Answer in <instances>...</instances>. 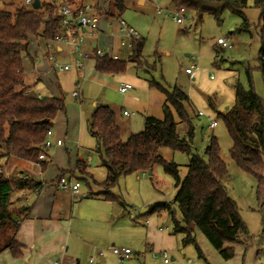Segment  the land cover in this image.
Masks as SVG:
<instances>
[{"label": "rangeland", "instance_id": "1", "mask_svg": "<svg viewBox=\"0 0 264 264\" xmlns=\"http://www.w3.org/2000/svg\"><path fill=\"white\" fill-rule=\"evenodd\" d=\"M87 1L106 7L105 0ZM124 3L125 10L120 17L140 33L141 37L137 42L144 40L141 60L145 62L144 64H148L144 69L137 68L134 63L128 62L124 73L109 74L105 82L92 78L91 74H94V69L92 72H86L84 69L85 78L83 81L80 79L84 92V99L81 102L72 96V91L76 86L74 80L77 77V72L75 69L66 72L55 70L53 69L55 58L52 60L48 56L45 58L46 60H37L39 62L37 69L46 72L48 80L47 83H39V89L45 94H59L65 99L69 113H71L72 134L67 137L66 144L75 145L78 143L80 145L78 157L84 159H88V155L91 157L89 165L92 177L87 175L83 178L84 176L80 177L81 175L77 172L75 176L81 182L80 193L72 199L71 205L74 206L77 213L80 209L82 215L90 216L91 212L96 215V211L100 209L96 201L83 200L82 203L79 202L81 198H86L90 187L94 190L98 189L100 185L96 181L101 182L107 176L105 167L101 165L100 156L95 151L97 149L96 142L87 130L88 121H82L80 118V109L83 111L82 115L87 117L89 111L94 108V102L100 105H115L127 109L131 113L129 121L135 123L136 126L139 124V127H143L140 114L134 107L126 103L127 96L135 92L142 100L150 99V96L140 86H135L136 90L132 88L126 93H121L117 87L119 76L154 79L169 91L174 86H178L188 94L191 102L187 106V110L194 126L191 141V148L194 152L206 159L205 148L209 139L212 136L217 138L220 156L228 169V177L224 184L228 194L238 204L241 217L252 236V243L247 250L244 249V245L236 244L235 256L230 260H224L205 235L196 229L195 239L202 255L199 256L191 244L182 246V235L177 234L181 254L169 253V258L173 256L175 260L170 259L167 263L159 256L154 257L152 246L146 244L145 219L153 215L148 214L152 206L158 203H170L175 194L172 177L161 164H157L153 167L151 174L147 171H140L119 178L118 184L112 188V192L123 200L124 206L118 203L119 211L110 221H102L100 216L98 219L92 217L83 222L79 221L80 228L83 229L86 239L91 244L85 249L80 264H91L88 263L91 256L96 260L92 264H178V260L183 261V264H188L190 263H187L189 258L191 264H264V229L262 226L264 218V158L260 183L252 173L240 168L231 158L230 148L233 143L224 121L218 118L217 125L211 127L209 118V115L215 116L217 110L224 111L226 106L230 107L234 104L235 86L238 82L245 89L249 88L247 70L251 73L254 91L264 100V75L258 69L260 10L254 6L253 0H248V6L244 9V13L251 23V32L245 33L239 30L243 21L241 16L229 10L223 12L221 22H217L211 14H204L200 21L197 15L187 11L183 24H178L173 18L176 8L171 0H124ZM155 5L162 9L161 13H157ZM218 37L227 39L232 46H218L219 44L216 43ZM104 39L103 36L99 37V43L102 44ZM38 43L41 42L33 38L28 46V51L35 58L36 55L38 57L40 55L41 47ZM117 51L120 53V50ZM192 57H195L196 60L193 61ZM56 60L61 64L70 62V59L65 56H58ZM91 60L89 59L88 62ZM192 64H197L198 69L189 76L185 69ZM146 69L148 72H145ZM155 90L162 92L158 88ZM209 99L215 103V108L211 106ZM193 109L202 110L205 114L196 115ZM76 119L82 121L81 134L79 133L81 129L77 130ZM175 119L179 121L176 114ZM177 128L181 137L186 135L187 123L179 122ZM88 148H91L92 151L88 152ZM55 149L56 147L53 146L47 153L52 154ZM4 152V150L0 152V173L11 179L18 178L19 173L16 170L10 171L5 166L8 164L7 159L17 157L5 155ZM160 155L168 161L177 163L180 176H185L187 164L190 161L189 155L181 151H173L169 147L161 148ZM78 167L80 172L81 169L82 171L85 169L82 163ZM63 175L65 174L60 176ZM11 199L10 206L14 215L20 210L16 207V202H21L23 199L17 190L11 193ZM173 208L176 218L181 220L178 206H173ZM157 220V231L172 233L173 221L169 213L164 212ZM91 221L93 223L100 222V227L96 228L94 224L90 223ZM153 221L151 219V223ZM14 224V221H8L0 227V249L11 242L15 229ZM85 232L87 233L85 234ZM92 245L95 248H91ZM111 246L129 247L133 253L131 257L120 260L111 252ZM99 250L104 252L101 257L98 256ZM139 257H143V262ZM20 258L23 259V257ZM9 260H12L11 251L8 250L0 255V264H7L10 262Z\"/></svg>", "mask_w": 264, "mask_h": 264}, {"label": "trees", "instance_id": "2", "mask_svg": "<svg viewBox=\"0 0 264 264\" xmlns=\"http://www.w3.org/2000/svg\"><path fill=\"white\" fill-rule=\"evenodd\" d=\"M171 3L175 7H185L200 21L204 14H211L217 22H221L223 12L229 10L241 16L243 21L239 30L251 32V23L244 13L248 0H171ZM105 4L106 7L101 8L108 17L121 16L125 10L124 0H105ZM253 4L260 10L258 69L264 75V0H253ZM58 31V18L51 6L32 9L24 7L22 0H0V152L4 150L5 155L41 161L39 154L43 151L47 131L54 125L57 114L65 110L63 97L37 98L24 92L23 55L28 50L30 38L42 37L51 42ZM143 45L144 40L136 42L133 54L127 59L97 56L95 69L106 74H120L126 71L128 62L144 69L148 64L141 60ZM247 76L249 88L245 89L238 82L234 104L218 112L217 119L224 121L232 139L230 155L233 161L261 183L264 100L254 91L249 70ZM150 84L166 96L164 116L162 119L147 116L144 129L132 134L126 141L121 139L115 114L108 106H98L91 115L90 132L97 140L101 165L107 171L101 184L105 188L102 196L124 206L123 200L111 191L119 178L140 171L149 173L155 165L161 164L173 179L175 194L170 203L155 204L148 214L161 216L164 212L169 213L173 221L172 233L181 234L182 246L193 245L199 256L202 252L195 239L196 229L205 235L224 260H230L235 256V245L242 244L247 250L252 236L241 217L238 204L225 187L228 169L220 156L218 140L215 136L209 139L205 148L206 159L194 152L191 148L194 126L187 110L190 105L188 94L178 86L169 91L151 80ZM175 114L179 121L175 119ZM43 119L48 120L40 123ZM179 122L188 125L183 137L177 131ZM163 147L189 155L185 176H180L177 163L160 155ZM40 185L36 179H11L0 173V227L8 221L13 222V213L9 209L11 193ZM173 206H178L181 220L176 218ZM262 226L264 229V218ZM4 248H10L14 254L21 253V244L17 240Z\"/></svg>", "mask_w": 264, "mask_h": 264}, {"label": "crops", "instance_id": "3", "mask_svg": "<svg viewBox=\"0 0 264 264\" xmlns=\"http://www.w3.org/2000/svg\"><path fill=\"white\" fill-rule=\"evenodd\" d=\"M104 18H108V16L105 15ZM104 24L105 22L102 21L101 25L104 26ZM33 38H36V40L41 42L38 43L41 47L40 55L39 57L38 55H36L35 58V56H33L28 50L23 55V76L25 81L24 88L30 90L29 95L31 96L38 97L39 95L41 98L60 97L57 93H42V91L38 87L39 83H47L48 81L46 72H42L37 69V65L39 63L38 61L46 60L45 58L48 56L46 51L47 42L42 37L32 36L30 38L29 44L32 42ZM105 43L106 39H104V42L102 44ZM53 55L55 59L58 56H65L68 57L70 61L72 60L71 54L66 47L60 48L58 46L57 49L53 52ZM122 58L127 59L128 56L121 55V59ZM91 59V61L86 62L84 71L92 72L94 69V74H91L92 78H96L98 81L105 82V79L108 78L109 74L97 71L95 69L96 58ZM75 72H77V77H75L74 81L75 84H77L80 79L83 81L86 72H83V70L81 72ZM145 72H148L147 69L145 70ZM151 81L155 82L154 79H152ZM124 82L131 83L133 85V89H135V86H140L141 88L145 89L150 96V99L146 100H142L136 92L134 94L131 93L127 96L126 103L134 107L136 112L140 114L139 117L142 118L143 127H139V124L138 126H136L135 123L129 121L131 113L127 109H122L120 107H116L115 105L110 106L102 104L103 106H108L114 112L116 123L120 127L121 139L123 141H126L132 134L139 133L140 130L142 131L144 129L145 119L147 116H153L158 119L163 118V105L166 96L164 93H160L155 90L157 87L150 84V79L132 76H119V84L117 86L118 89L120 84ZM81 87H83V85ZM83 99L84 92L82 90L81 102L83 101ZM209 100L211 101H209L211 106L215 108V103L212 101V99ZM93 104L94 108L89 111L87 117L82 115L83 111L80 109V118L82 121H88L87 130H89L90 135L95 140L96 145H98L96 138L90 132V118L95 109L98 106L102 105L98 104L97 102H94ZM65 105V110L57 114L54 120V125L51 128L53 132L52 138L63 139V145L55 146L56 149L54 150V152H52V154L46 153V159L38 162L25 161L24 159L18 161L17 158H9L6 160L8 164L5 166L6 168H9L8 170H16L19 173V177L25 179H36L41 183L39 187L34 189H17L23 200L21 202H16V207L20 208V210L13 215V221L15 222L14 225L16 226V228L13 231L11 241L17 240L21 244V253L14 254L10 250V248L0 249V255L8 250L12 252V260H9L10 262L7 264H74L75 262H80L85 249H87V247H89V245L91 244H89L88 240L86 239L83 229L80 228L79 221L83 222L86 221L87 218L92 217H96L98 219L99 216L102 221H110L111 218L119 211L117 202L107 200L102 196L105 188L101 184L106 177L102 179L101 182L96 181V183H99L100 185L98 189L94 190L90 187V190L87 192L86 198H81V201L79 202L82 203L83 200L96 201L98 203V208H100L99 211H96V215L93 212H91L92 215L90 216L82 215L80 209H78L79 212L77 213L74 209V206L71 205V201L73 199L71 194L68 191L60 188V186L58 185L57 181L60 175L67 174L69 172H74V175H77V172H79V174L81 175L80 177L84 176L83 178H85V176L87 175L92 177L89 165V158H91L90 155H88V159L80 158L78 157V150L80 149V145L78 143L75 145L66 144L67 137L72 134V118L70 116L71 113H69L67 103H65ZM228 107L229 105L226 106V109ZM124 111H127L128 114L125 115ZM199 111L202 110L196 111L195 109H193V112L196 115H198ZM202 112L205 114L204 111ZM218 112L219 111L217 110L215 116H209L217 120ZM75 121L78 124L77 130H79V128L81 129L79 132L81 134L83 130V126L81 123L82 121L80 122V119H76ZM96 148H98V146ZM87 150L88 152L92 151L91 148H88ZM95 151L97 154H99L97 149ZM79 162H81L85 166V169H83V171L81 169V172L79 171L80 169L78 167ZM149 173H152V171H150ZM78 180L80 181V179ZM10 210H12L11 206ZM158 218L159 216L157 214H153L145 219V226H147L146 244L151 245L153 250H166L171 254H181V246L179 244L177 234L157 231L156 225L158 224ZM151 219L154 220L153 223H151ZM99 221L101 220L99 219ZM90 223L94 224L96 228L100 227V222L93 223V221H91ZM86 233L87 232H85V234ZM91 248H95V246L92 245ZM20 257H23V259ZM170 259L175 260V257L171 256ZM178 264H183V261L178 260ZM188 264H191V262Z\"/></svg>", "mask_w": 264, "mask_h": 264}, {"label": "built area", "instance_id": "4", "mask_svg": "<svg viewBox=\"0 0 264 264\" xmlns=\"http://www.w3.org/2000/svg\"><path fill=\"white\" fill-rule=\"evenodd\" d=\"M35 0H22V4L26 8H33ZM40 7L51 6L58 18L59 31L51 42H47L46 51L50 59H54L53 52L59 46L60 48L66 47L71 54L72 60L68 63L61 64L56 59L53 64V69L59 71H69L75 69L76 71L84 70L86 62L91 58L97 56L108 55L113 60L121 59V54L128 57L133 54L136 47L137 40L140 39V33L130 24H128L120 16L104 18L105 14L103 9L97 3L87 0H39ZM39 7V8H40ZM157 13L161 12V8L155 5ZM187 9L185 7H177L175 10L174 20L178 24H183L186 16ZM102 21L105 22L104 26L101 25ZM106 39L105 44L99 43V37ZM216 43L222 47H231L227 39L218 37ZM107 49L109 50L107 52ZM120 50V53L117 50ZM193 61L196 60L192 57ZM198 69L196 64H192L185 69L186 73L193 75ZM81 81L77 82L76 88L72 91V96L76 100L82 98ZM133 85L128 82L121 83L119 91L122 93L127 92ZM26 95H29L30 90H24ZM37 98H41L39 95ZM127 115L128 112L124 111ZM198 115H204L202 111ZM210 126L215 127L217 120L211 116ZM52 129L47 131L45 140L42 144L43 151L39 154V159H46V153L53 146L63 145V139L52 138ZM90 159V158H89ZM58 185L63 190L68 191L72 198H75L80 193L81 182L76 178L74 172H69L60 176ZM111 252L116 255L120 260L131 257L132 250L129 247L111 246ZM103 250L98 251V256H103ZM154 257H161L165 263L170 261L169 252L166 250L158 251L152 250ZM89 263H94L95 258L90 257ZM191 262V259L188 260ZM74 264H80L75 262Z\"/></svg>", "mask_w": 264, "mask_h": 264}, {"label": "water", "instance_id": "5", "mask_svg": "<svg viewBox=\"0 0 264 264\" xmlns=\"http://www.w3.org/2000/svg\"><path fill=\"white\" fill-rule=\"evenodd\" d=\"M39 7H40L39 0H35L33 3V8L38 9ZM107 52H108V50H107ZM47 120L48 119H43V120H40L39 122L43 123V122H46ZM140 260L143 262V258H140Z\"/></svg>", "mask_w": 264, "mask_h": 264}]
</instances>
